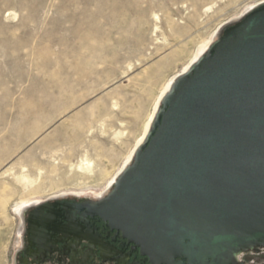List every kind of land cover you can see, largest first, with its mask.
Returning a JSON list of instances; mask_svg holds the SVG:
<instances>
[{"label":"rangeland","instance_id":"obj_1","mask_svg":"<svg viewBox=\"0 0 264 264\" xmlns=\"http://www.w3.org/2000/svg\"><path fill=\"white\" fill-rule=\"evenodd\" d=\"M262 2L0 0V264H15L20 209L97 201L165 86ZM240 259L264 264V246Z\"/></svg>","mask_w":264,"mask_h":264},{"label":"water","instance_id":"obj_2","mask_svg":"<svg viewBox=\"0 0 264 264\" xmlns=\"http://www.w3.org/2000/svg\"><path fill=\"white\" fill-rule=\"evenodd\" d=\"M226 29L110 197L74 201L152 264H244L264 246V7Z\"/></svg>","mask_w":264,"mask_h":264},{"label":"flooded vegetation","instance_id":"obj_3","mask_svg":"<svg viewBox=\"0 0 264 264\" xmlns=\"http://www.w3.org/2000/svg\"><path fill=\"white\" fill-rule=\"evenodd\" d=\"M74 201L34 202L20 209L24 223L15 264H152L101 218L76 211Z\"/></svg>","mask_w":264,"mask_h":264},{"label":"bare ground","instance_id":"obj_4","mask_svg":"<svg viewBox=\"0 0 264 264\" xmlns=\"http://www.w3.org/2000/svg\"><path fill=\"white\" fill-rule=\"evenodd\" d=\"M264 7V2L248 9L240 18H238L237 20H235L233 23L239 25L242 20V18H245L244 20H246L250 15H252L255 11H257L258 9H261ZM243 20V21H244ZM232 23V24H233ZM230 23H227L225 25H223L222 27L219 28V30L216 32L214 38L212 39L211 42H209L208 44H205L201 47L200 51L197 53V55L191 60V62L185 67V69L176 77H174L167 86H165V89L163 90V93L161 95V97L158 100L157 103V107H156V111L151 119V121L148 124L147 130L144 133L143 137L141 138V140L138 142V144L136 145L135 149L131 152V154L128 157V160L126 161V163L124 164V166L122 167L121 171L118 173V175L113 178L111 185L109 186L108 190L101 196L97 197L96 200L97 201H92L91 203H100L105 201L106 199H108V197H110V195L113 193V191L115 190V187L117 185V183L123 178V176L125 175V173L132 167V165L135 162V159L139 153V151L142 149V147L145 145L146 141L148 140V137L153 129V126L155 124V122L157 121V117L160 113V111L162 110L163 107V101L166 99V97H168L170 95V93L172 92L173 87L176 85V83L178 81H180L182 78H184L186 75H188L190 73V71L204 58L206 57L211 48L220 40V38L227 33L228 29H226L227 26H229ZM231 24V25H232ZM86 165V164H85ZM84 164L80 165V169L84 170V169H90V165L87 164L85 166ZM12 169L8 170V173L11 172ZM20 180H24V178H20ZM26 205V204H25ZM20 214V211H19ZM241 254H239L237 256V261L238 263H240L241 259H240Z\"/></svg>","mask_w":264,"mask_h":264}]
</instances>
